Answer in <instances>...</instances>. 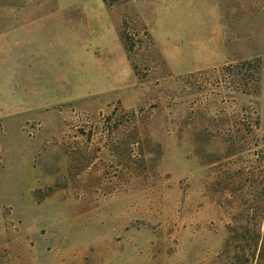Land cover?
<instances>
[{
	"label": "rangeland",
	"instance_id": "rangeland-1",
	"mask_svg": "<svg viewBox=\"0 0 264 264\" xmlns=\"http://www.w3.org/2000/svg\"><path fill=\"white\" fill-rule=\"evenodd\" d=\"M35 1L0 0V264H264V0L183 2L176 69L124 12L138 76Z\"/></svg>",
	"mask_w": 264,
	"mask_h": 264
},
{
	"label": "crops",
	"instance_id": "crops-1",
	"mask_svg": "<svg viewBox=\"0 0 264 264\" xmlns=\"http://www.w3.org/2000/svg\"><path fill=\"white\" fill-rule=\"evenodd\" d=\"M195 1L196 0H120L108 6L103 0H36L34 4L36 7L35 10L43 8L47 2L54 4V7H52L50 12L45 16L47 27L83 28L81 30L95 31L91 33L93 37H97V32L102 30L97 29L100 28L102 24H104L105 27H116L115 30L117 35V29L121 23L124 12L129 13L131 11V13L139 18L140 23L145 26L171 68L176 69L174 66V51L169 47H176L179 45L177 40L179 39L178 30L183 28L181 19L183 2L185 8L191 10L195 8L193 4ZM121 5H124V7ZM149 10H153V12ZM52 12L53 14H50ZM109 13L110 20L108 19ZM20 25L21 24L18 23V18H16L14 28L19 29L18 27ZM216 28L217 27L214 29ZM189 39V45L198 47L196 48L198 51L199 49L201 51V49L216 41L213 40L214 42H209L210 44H208L205 42V38L200 36V34H193ZM218 41H221V38L218 39ZM213 61L214 60H205L193 67V69L210 65Z\"/></svg>",
	"mask_w": 264,
	"mask_h": 264
},
{
	"label": "trees",
	"instance_id": "trees-1",
	"mask_svg": "<svg viewBox=\"0 0 264 264\" xmlns=\"http://www.w3.org/2000/svg\"><path fill=\"white\" fill-rule=\"evenodd\" d=\"M103 1L107 5L111 4V3H108L107 0H103ZM131 20H132V23L135 22V19H131ZM128 22L129 21L126 19V17H124L123 20H122V23L120 24V26H119V28L117 30V35H118V38H119V40L121 42V45H122V47L124 49V52L126 54V58H127L128 62L131 65L132 71L135 73V75L138 76V73L136 72L137 66L132 61V58H131V52L134 49L136 43L133 40V38L129 34H127L126 31H125L126 29H128ZM141 27L143 28L144 35L147 37V39L150 41V43H153V39H152L151 35L149 34V32L147 31V29L145 28V26H143V24H141ZM245 64L249 65L248 61H245L244 65Z\"/></svg>",
	"mask_w": 264,
	"mask_h": 264
}]
</instances>
